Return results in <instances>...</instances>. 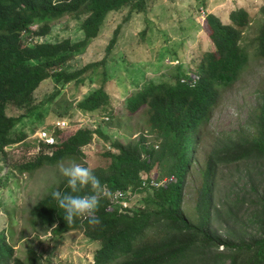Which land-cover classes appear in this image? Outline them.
I'll return each instance as SVG.
<instances>
[{
    "label": "trees",
    "instance_id": "trees-1",
    "mask_svg": "<svg viewBox=\"0 0 264 264\" xmlns=\"http://www.w3.org/2000/svg\"><path fill=\"white\" fill-rule=\"evenodd\" d=\"M147 3L148 0H0V155L4 159L8 157L6 148L26 138L17 126L26 118L42 119L41 102L35 98L41 85L50 79L63 85L82 84L84 74L105 60L71 72L66 70L67 65L99 37L109 14L123 8L141 13ZM259 14L263 22L255 37V56L263 59L264 5ZM66 16H86L81 24V41L32 44L34 38L49 35L51 23ZM228 18L229 22L224 23L216 14L206 15L204 21L213 48L202 55L194 73L181 72L175 83L148 82L126 97V112L133 116L147 109V128L160 140L149 145L142 135L128 144L114 141L111 151L105 154L108 165L91 169L100 181L96 212L100 223L89 225L86 218H74L67 223L63 219V210L51 195L57 190L70 191L63 177L32 209L33 217L45 232L62 237L81 231L89 240L99 243L94 264H264V90L256 113L255 135L229 144L233 153H228L229 160L246 162L237 170L231 194L219 204L214 202L217 164L212 154L201 172L196 219L191 221L183 212L184 186L195 161L201 128L216 105L219 88L233 84L250 60L241 45L242 35L252 22L250 13L241 8L232 11ZM37 24L41 27L34 31ZM119 30L107 47L108 53ZM109 101L102 86L79 102L78 107L93 113ZM10 105L25 112L11 116ZM62 133L57 130L58 143L52 147V153L42 149L27 162L16 163V170L30 174L68 158L79 161L82 149L92 143L95 135L107 139L100 129H78L61 138ZM165 177L175 181L158 188H142L144 181H162ZM105 187L109 195L102 193ZM118 190L134 196L146 193L144 205L110 211L111 194ZM76 194L93 191L86 186ZM14 253L3 235L0 264L42 262L35 250H29L24 260Z\"/></svg>",
    "mask_w": 264,
    "mask_h": 264
},
{
    "label": "rangeland",
    "instance_id": "rangeland-1",
    "mask_svg": "<svg viewBox=\"0 0 264 264\" xmlns=\"http://www.w3.org/2000/svg\"><path fill=\"white\" fill-rule=\"evenodd\" d=\"M263 5L264 0H148L144 12L123 8L109 14L99 37L90 41L66 70L77 71L89 64L105 61L87 71L82 84L72 82L63 85L52 79L46 80L35 94L37 102H41L42 119L26 118L17 126V131L25 134L26 138L6 148L7 159L0 155V240L4 235L13 246L15 257L24 260L29 250H35L42 257L41 264H94L99 248V243L89 240L81 231L54 237L45 232L33 217V207L63 178L58 164L45 165L30 174H21L14 167L37 154V132L44 128L52 129L60 121H66V128L69 127L62 130L61 137H69L78 129H100L107 139L95 135L92 143L82 149L81 159L75 160L90 169L108 165L105 154L111 151L114 141L128 144L144 135L149 145L158 144L160 139L147 128V109L129 115L124 109L126 97L148 82L175 83L181 72L182 75L194 73L202 55L213 48L210 31L204 21L206 15L216 14L228 23L229 14L242 8L248 10L252 17L241 41L242 48L250 55L249 64L233 84L219 88L216 105L201 128L195 161L184 186L183 212L191 221L196 219L201 172L212 154L217 164L214 202L219 204L231 194L237 181V170L246 162L229 160L232 153L229 144L255 135L256 113L262 103L264 58L255 56V37L263 22L259 14ZM85 18L66 16L54 21L50 24L48 36L34 38L31 42L81 41L84 38L81 24ZM40 27L37 24L33 30L38 31ZM118 28L116 43L108 53L107 47ZM102 86L110 97L105 107L93 113L78 107L79 102ZM24 112L11 105L8 107L11 116L17 117ZM102 193L109 195L108 188L105 187ZM146 195L128 197L127 209L140 208ZM121 207L113 204L111 209H125Z\"/></svg>",
    "mask_w": 264,
    "mask_h": 264
},
{
    "label": "clouds",
    "instance_id": "clouds-1",
    "mask_svg": "<svg viewBox=\"0 0 264 264\" xmlns=\"http://www.w3.org/2000/svg\"><path fill=\"white\" fill-rule=\"evenodd\" d=\"M60 174L66 178V187L68 192L59 190L51 193L57 201V205L63 210V219L67 223H72L74 218H86L89 225L100 223L96 212L99 206V188L100 181L88 167L77 163L75 160L68 158L58 162ZM90 186L93 194L78 195L82 189Z\"/></svg>",
    "mask_w": 264,
    "mask_h": 264
},
{
    "label": "built area",
    "instance_id": "built-area-1",
    "mask_svg": "<svg viewBox=\"0 0 264 264\" xmlns=\"http://www.w3.org/2000/svg\"><path fill=\"white\" fill-rule=\"evenodd\" d=\"M34 29V27H33ZM193 79H197V77L193 76ZM68 126V123L66 121H60L56 125L53 126L52 129H41L37 132V137H38V146L36 148V153L40 152L42 149L47 151L48 153H52V147L58 143V137L56 136L57 130H66ZM63 138V137H61ZM60 138V139H61ZM174 178H164L162 181H156L152 179L149 183L148 181H144L142 183V188L145 187H153V188H158L160 186H166V184L170 182H174ZM110 194V193H109ZM134 196L132 195L131 192L128 194L123 193L122 191L118 190L115 191L113 194H111L112 199H114V202L111 203V206L109 208L110 211H113L114 209H111L113 207V204H120L123 206L125 209H127L128 206V197ZM121 207V208H123ZM125 209H120V211L125 210Z\"/></svg>",
    "mask_w": 264,
    "mask_h": 264
}]
</instances>
